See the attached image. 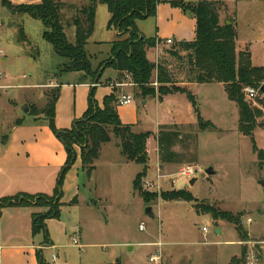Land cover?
I'll list each match as a JSON object with an SVG mask.
<instances>
[{"label": "rangeland", "instance_id": "obj_1", "mask_svg": "<svg viewBox=\"0 0 264 264\" xmlns=\"http://www.w3.org/2000/svg\"><path fill=\"white\" fill-rule=\"evenodd\" d=\"M7 1L19 4L21 0ZM63 1L77 7L88 2V0ZM184 1L196 4L206 0ZM208 1L226 2L232 8L231 12L235 11L237 50L247 46L251 52L252 65L264 67V0ZM97 9L95 36L102 37L108 33L104 29L107 10L103 5H97ZM101 11L104 16L100 13ZM62 14L64 21H67L73 12L63 9ZM139 26L143 35L149 37L148 35H151L155 27L154 18L149 17L139 21ZM43 31L40 21L28 15H11L0 5V49L3 51V55H0L2 60L0 63V135L8 133L16 120L23 115L24 104L27 107L33 104L40 110L48 101L51 90L54 89L47 87L27 89L22 86L30 83L46 86L50 80L59 79L62 74H65L61 69L67 61L55 54L52 46L43 39ZM65 32L68 42L73 43V27L67 28ZM156 46H158L159 54L162 49L170 48L168 45L163 47L156 44ZM87 55L92 70H97L95 67L98 61L105 58L91 60L88 53ZM168 56L166 55V62L169 70L183 74L186 63ZM113 60L111 51V56L102 65H109ZM217 94V98L222 96L219 91ZM258 97L262 99L261 96ZM258 99L245 100L261 108L263 116L259 122H264V107L257 105ZM232 105L237 109L235 104ZM202 107L204 121H211L217 130L207 129L200 132L197 124L181 126L182 134L189 136V139L177 145L174 151L187 157L180 164L160 167L162 179L159 193L147 191L142 187L144 181H149L155 176L154 171L147 178L146 173L142 179V190L159 195L161 192L187 188L199 202L234 215L242 213L243 228L245 229L246 226L254 237L264 235V163L259 167L250 140L237 134V131L231 130L237 125V117L235 125H232L230 116L222 120L221 112L224 104ZM194 136H196L195 141ZM254 140L257 148L264 151V129L254 131ZM116 144L117 140L111 135V141L103 146V155L98 163H95L96 169L89 180L84 172L80 174V182L82 181L80 186L86 185L80 193L87 201L89 199L90 208V213H82L84 225L80 226L89 241L102 244L103 250L101 248L100 252L104 258L101 261L106 264H152L148 262V256L157 248L147 243L155 242L160 236L164 242L169 243L161 247L164 252L168 250L175 255L181 253L182 257L189 258L191 264H229L232 251L237 250V246L229 244L237 240L233 226L225 222L224 231L220 233V236H216L214 222L210 216L197 214L192 203L162 202L160 199L144 203L132 189V182L141 172L142 166L135 163H123L125 159L121 156ZM191 157L195 158V163L187 162V159ZM183 165H193L197 168L194 177L197 182L192 186L187 180L176 177L178 169ZM208 168H211L214 174L207 175ZM26 175H18L14 172L0 173V203L3 198L33 185L34 182L30 181L29 175ZM98 198L100 205L95 206ZM185 206L188 208L186 209ZM148 208L151 211L147 214ZM40 210L45 212V209ZM79 210L73 206H62L61 217L57 219L59 221L47 226L51 230L50 236L57 239L63 230L67 236L71 235L77 228L74 223L82 221L79 218ZM8 212L10 211H7L6 207L0 206V235L3 240L14 239L12 236L16 234L13 228L22 230V226L8 215L10 214ZM247 219H250V222H247ZM140 224L143 225V231H139ZM203 227L207 228L205 237L202 234ZM204 241H207V244L204 245ZM242 243L243 246L248 247V251H256L259 258L255 264H264V236L259 238L248 236V242ZM47 256L50 257V252L44 255L48 263ZM185 263L186 261H183L181 264Z\"/></svg>", "mask_w": 264, "mask_h": 264}, {"label": "trees", "instance_id": "obj_2", "mask_svg": "<svg viewBox=\"0 0 264 264\" xmlns=\"http://www.w3.org/2000/svg\"><path fill=\"white\" fill-rule=\"evenodd\" d=\"M160 0H88L86 4L77 7L60 0H41L33 4H12L7 0H0V5L11 15H28L42 23L43 39L52 46L55 54L66 60L61 71L63 73L82 72L84 77L94 81L98 70H92L89 57L85 50L88 39L94 31L95 13L97 5L106 7L109 14L108 30L118 33L117 40L112 44L114 60L106 65L122 77H128L136 88L134 97L145 99L154 97L156 90L151 86L152 79L158 84L157 93H182L191 103L197 117V126L200 132L207 129L217 130L209 121H204L198 112L193 96L181 88H164V85L173 84L174 72L169 70L168 63L158 56L157 62L150 63L146 57L147 49L157 44L155 38L143 37L136 21L155 17L156 8ZM171 6L179 8L182 13L193 17L196 21V34L192 42H177L165 50V54L177 61L186 63L184 77L196 84H222L230 102L234 103L238 112V132L250 140L252 151L256 155L258 166L264 163V152L257 148L254 140V131L264 129V122H259L263 116L261 108L245 99L244 88H260L264 84V67H255L251 62L249 48L245 46L237 50L236 13L231 12L228 5L220 1H200L196 4L171 2ZM63 9L73 12L69 20L64 21ZM73 27L74 42L67 40L65 30ZM21 31V30H20ZM181 52L186 55L180 56ZM168 56V57H169ZM59 89L54 88L48 95V101L42 109L35 105L28 106V112L23 118L41 119L46 122L52 133L64 145L66 162L60 169L56 187L51 196L18 194L3 198L1 207H35L45 209V212L31 216L32 236L43 235L45 246L49 245L46 221L59 219L62 204L61 188L65 174L76 161L75 148H79L80 169L90 179L95 170V163L99 158L101 147L111 141V135L118 141L121 156L128 162L142 166L133 182L132 188L144 203L160 199L161 201H181L192 203L197 214L209 215L212 221H224L235 229L241 242H248L247 231L241 225L242 213L234 215L231 212L215 209L214 206L197 201L185 190H172L157 193L144 192L141 181L147 173L146 142L150 133H133L130 126L122 125L116 113L114 95L104 99L103 109L94 102L93 93L88 100V107L83 117L77 120L67 131H58L54 126L55 104ZM257 105L264 107V95L259 93ZM255 99V100H256ZM24 119L16 120L14 126H20ZM13 126V127H14ZM189 136L182 134L181 126L163 125L159 127L157 145L160 165L180 164L185 155L174 151L177 145L183 144ZM196 136H194V141ZM7 141V134L0 135V145ZM195 163V158L187 159ZM77 203L76 198L71 205ZM248 247L243 246L239 258H232L229 264H246ZM259 258V257H258ZM38 264H46L38 255Z\"/></svg>", "mask_w": 264, "mask_h": 264}, {"label": "crops", "instance_id": "obj_3", "mask_svg": "<svg viewBox=\"0 0 264 264\" xmlns=\"http://www.w3.org/2000/svg\"><path fill=\"white\" fill-rule=\"evenodd\" d=\"M40 1L41 0H31L30 2H25L21 0L19 4H33ZM60 1L64 2L63 0ZM160 1L161 2L156 8V14L154 17L155 27H153L152 30L153 35L152 33H150L151 35H148L149 37L143 35L142 29L139 26V21L141 20H137L136 27L139 33L145 38H155L158 42H160L159 45L162 46L165 45L164 42L166 40H172L173 43L194 41L196 34L195 19L189 15L182 13L179 8L173 7L170 4L171 2H188H185L184 0ZM224 3L228 5L226 2ZM228 7L230 8V10H232L229 5ZM102 11L100 13L102 14V16H104V13ZM98 12L99 10L97 9V13ZM97 13H95L96 17ZM145 19L147 18H144L142 20ZM108 20L109 14L107 12V19L105 21L106 23L104 25V29L108 31V35L104 34L102 37H96L94 30L85 47V50L89 54L91 60L96 58L101 59L105 57L99 60L97 66L95 67V69L99 70L94 81H91L90 78L84 77V74L82 72H73L62 74L59 79L50 80L48 83H46V86H42L38 83H30L22 87H25L27 89H37L40 87L59 89L58 98L55 104L54 116V126L58 131L70 130L73 127L74 123L83 117L88 107L89 97L92 93L94 102L100 109H103L104 99L111 95H114L116 100H118L123 95H130L133 99V103L129 105H118L116 103V113L121 124L130 126L133 133H150V137L146 142V152L148 158L146 178L152 171H154L155 176L151 180H149L154 181L157 171H160V167H162L159 162V152L157 145V134L159 131V127L163 125H196V113L191 103L186 98L185 94L177 92L159 95L157 93L158 87L155 88L153 86V83L151 84V86L156 90L154 97L136 99L134 97V91L136 88L131 83L130 79L128 77H122L113 69L107 68L106 65H102L103 62H105L111 56L112 44L117 40L118 36L117 31L107 29ZM157 49L158 46L147 49L146 57L150 63H155L157 56H161L164 58V60H167L165 54V50L167 49H162L160 51V54ZM0 55H3V51L1 49ZM179 55L182 57L186 55V53L181 52ZM1 61L2 60L0 59V63ZM172 80L173 84L164 85V88L170 89L173 86L176 88L184 89L185 91L190 93L195 100L199 115L203 120L204 114L202 112V106L224 104V108L221 112L222 120L230 116L232 125H235V118L237 117V125H235V128L233 127L231 130L235 132L237 131L236 133L240 135V133L238 132L237 109H235V107L232 105L234 103L228 100L227 95L224 91V86L222 84L191 83L184 78V74L182 73H174ZM152 82H154V77ZM218 91L220 92V94L222 93V96H220L219 98H217ZM19 119H24V123L20 126L12 127V129L8 133H6V143L4 145H0V173L14 172L18 175L27 174L26 176L29 175L30 181L34 183L33 185H31V187H27V189L23 190L20 189V191H17V193H15L14 195H10L9 197L18 194L51 196L56 187V181L60 169L66 162L67 155L64 145L52 133L47 123L42 121L41 119L34 120L30 117L23 118V115L17 120ZM103 146L101 147L99 158L96 161L97 163L103 155ZM116 146L119 148L118 141ZM75 151L76 161L65 174L63 185L61 188L62 197L60 199V203L62 204V206H73L77 209H80L79 218L80 220H82V213H90V208L88 205L89 199L87 201L85 198H83L82 193H80V190L84 189L86 185L83 184L82 186H80L82 182H80V174H83V171H81L80 169L81 164L79 148L76 147ZM123 163L132 162L123 160ZM169 165L172 164L163 165V167H169ZM163 176L166 175L163 174ZM193 179V184H195L197 182V179L192 178V180ZM187 182L189 183V181ZM184 190L191 194L189 189L186 188ZM74 198H76L77 203L75 205H71V201ZM99 205L100 200L98 198L95 206ZM185 207L186 209L188 208V206ZM6 210L10 211L8 212L10 213L8 215L12 216L13 219L16 220L20 226H22V230L19 231L13 228V232L16 234V236H12L14 239L3 240L0 235V264H38V255L42 257L46 264H106L104 261H101V259L104 258L102 252H100L102 244L89 241L88 238L84 235L81 227L84 225L83 220L80 221V223H74L77 228L74 230V232H72L71 235L67 236L65 230H63V233L57 239L50 236L49 232L51 230L49 227H47L49 245L45 246L44 244H42L44 240L43 235L38 234L36 236H32L31 233V216L35 213L40 212V209L27 206L6 207ZM58 221L59 220L50 219L46 221V226H49L51 223L54 224ZM247 222H250V219H247ZM213 228L215 235L220 236L222 234V231H224L225 222L216 221L213 223ZM245 229L248 233V236L250 237L259 238L261 236H264L260 234L254 237V234L249 231L246 226ZM202 234L203 237H205V234L203 232ZM74 236H77L78 238V246L73 244ZM158 242H161L163 244L162 246L169 244L168 242H164L160 236H158L155 242L147 244L152 247H156V244ZM203 244H207V241H204ZM229 244L230 246H237V250L232 251L230 255V263L232 258L240 257L243 243L237 237L236 241H231L229 242ZM130 250L132 249L130 248ZM47 252H50V257L47 256L49 258L48 263L47 260L44 259V255ZM53 256L55 257L54 263L52 262ZM183 261H186L185 264H191L189 258L182 257L181 253L175 255V253L171 251L167 250L166 252H164L162 250V260L159 264H181Z\"/></svg>", "mask_w": 264, "mask_h": 264}, {"label": "built area", "instance_id": "obj_4", "mask_svg": "<svg viewBox=\"0 0 264 264\" xmlns=\"http://www.w3.org/2000/svg\"><path fill=\"white\" fill-rule=\"evenodd\" d=\"M160 44V42H157V45ZM165 45L168 46H172L173 45V41L172 40H166L164 42ZM158 56L156 57L155 63L157 62ZM154 63V64H155ZM157 83L154 81L153 82V86L157 87ZM244 94L247 100H255L256 98H258L259 96V88H251V87H246L244 88ZM133 103V99L130 95H123L118 99L117 104L118 105H129ZM197 172V168L193 165H183L181 166L176 174V177L178 179H182V180H187L190 181L192 180V178L195 177V174ZM162 179V175L160 173V171H157L156 174V178L154 181H144L142 183V187L150 192H160L161 189V184H160V180ZM139 230H143V225L139 226ZM202 232L205 234L207 232V228H203ZM73 244L78 246V238L77 236L73 237ZM162 243L158 242L156 244L157 249L154 251V253H152L149 258H148V262L152 263V264H159L162 260ZM258 245V244H257ZM256 251L250 250L248 251L247 257H246V264H255V262L258 259V255H256L255 253ZM52 262H55V257H52Z\"/></svg>", "mask_w": 264, "mask_h": 264}, {"label": "water", "instance_id": "obj_5", "mask_svg": "<svg viewBox=\"0 0 264 264\" xmlns=\"http://www.w3.org/2000/svg\"><path fill=\"white\" fill-rule=\"evenodd\" d=\"M259 93L262 94V95H264V84H262V85L260 86V88H259ZM27 112H28V107H27L26 104H24V105L22 106V113L26 114ZM206 174H207V175H212V174H214V173H213V170H212L211 168H208V169L206 170ZM193 183H194V179L191 180V181H189V185H192ZM148 212H150V208L147 209V213H148Z\"/></svg>", "mask_w": 264, "mask_h": 264}]
</instances>
